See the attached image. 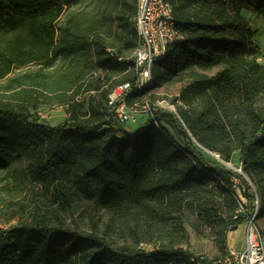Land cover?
I'll return each instance as SVG.
<instances>
[{
  "label": "trees",
  "instance_id": "trees-1",
  "mask_svg": "<svg viewBox=\"0 0 264 264\" xmlns=\"http://www.w3.org/2000/svg\"><path fill=\"white\" fill-rule=\"evenodd\" d=\"M165 2L179 39L127 104L174 86L175 114L148 113L133 131L116 121L108 94L134 80L136 0H0V175L24 162L57 206L0 229V264L219 261L185 251L186 214L216 230L224 257L230 229L255 211L264 238V57H255L241 14L264 20V0ZM40 99L67 105L68 119L46 124ZM234 156L242 174L226 166ZM75 213L74 222L85 214L88 230L64 224Z\"/></svg>",
  "mask_w": 264,
  "mask_h": 264
},
{
  "label": "rangeland",
  "instance_id": "rangeland-1",
  "mask_svg": "<svg viewBox=\"0 0 264 264\" xmlns=\"http://www.w3.org/2000/svg\"><path fill=\"white\" fill-rule=\"evenodd\" d=\"M241 14L246 19L248 27L252 32L251 41L256 50L255 57L261 62L264 57V20L261 16L252 11H243ZM35 68L36 66L31 65L16 70L14 74L27 73ZM90 95V92H86L84 95L82 94V98L84 96V98L87 99ZM175 95L174 86H167L155 89L151 97H145L143 100H133L129 106L136 109L138 113L136 123L129 125L131 126L130 128L133 131H137L148 117V111L142 106L144 101L151 104V102L154 103L157 100H164L173 107L171 99ZM36 111V113L42 117L43 121L50 126L62 124L69 117L67 105L60 104L57 101H54L51 105H45V100L40 99ZM162 125L169 131L177 143L183 144V137L175 131V127L168 122H164ZM237 163L238 159L234 156L232 162L228 163L226 166L230 169L231 167L240 169ZM234 184V191L244 204L245 200L241 195V184L239 180L234 178ZM52 200L53 198L44 194L41 186L34 183L27 175L24 162L20 160L16 161L12 165L7 177L0 175V229H6L12 225H29L32 223V213L36 208L42 210L45 214H47L46 211H52V209L56 210L57 206L56 204L53 205ZM47 215H51V213ZM76 215L77 213L72 217H64V224L68 225L73 231L88 230L89 227L85 214L74 222ZM184 227L187 233V242L182 246L185 251L195 257L201 256L209 260L216 261L218 259H223V247L220 244V238L216 235V230L214 228L209 227L206 222L197 221L195 216L191 214L185 215ZM262 241L264 245V238H262ZM141 247L147 251L153 248L152 245H142Z\"/></svg>",
  "mask_w": 264,
  "mask_h": 264
},
{
  "label": "built area",
  "instance_id": "built-area-1",
  "mask_svg": "<svg viewBox=\"0 0 264 264\" xmlns=\"http://www.w3.org/2000/svg\"><path fill=\"white\" fill-rule=\"evenodd\" d=\"M133 23L137 40L132 53L134 80L116 86L108 94V106L112 115L124 126L133 125L137 121L138 111L127 104L128 97L152 84L153 65L162 60L169 45L179 39L171 7L165 0H136ZM143 107L148 113L163 109L175 114V109L164 100H157L152 105L145 104ZM212 156L219 160L217 155ZM231 169L242 174L240 169ZM255 214L256 211L245 222L244 250L228 254L213 264H264V245L254 225Z\"/></svg>",
  "mask_w": 264,
  "mask_h": 264
},
{
  "label": "crops",
  "instance_id": "crops-1",
  "mask_svg": "<svg viewBox=\"0 0 264 264\" xmlns=\"http://www.w3.org/2000/svg\"><path fill=\"white\" fill-rule=\"evenodd\" d=\"M133 52H131L132 55ZM237 231L236 235L234 238H229V233L227 235V247H228V253L229 254H234L237 252H240L244 250V234H245V223L237 226Z\"/></svg>",
  "mask_w": 264,
  "mask_h": 264
},
{
  "label": "bare ground",
  "instance_id": "bare-ground-1",
  "mask_svg": "<svg viewBox=\"0 0 264 264\" xmlns=\"http://www.w3.org/2000/svg\"><path fill=\"white\" fill-rule=\"evenodd\" d=\"M237 231H240V229L239 230H233V231H230V233H229V238L231 239V238H234L235 237V235H236V233H237Z\"/></svg>",
  "mask_w": 264,
  "mask_h": 264
},
{
  "label": "water",
  "instance_id": "water-1",
  "mask_svg": "<svg viewBox=\"0 0 264 264\" xmlns=\"http://www.w3.org/2000/svg\"><path fill=\"white\" fill-rule=\"evenodd\" d=\"M237 229V226H234L230 229V231H233V230H236Z\"/></svg>",
  "mask_w": 264,
  "mask_h": 264
}]
</instances>
